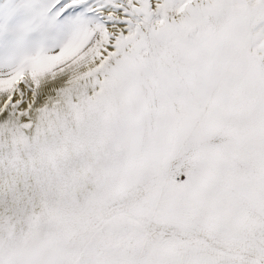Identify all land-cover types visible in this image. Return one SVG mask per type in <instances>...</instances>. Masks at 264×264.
<instances>
[{"label":"snow or ice","instance_id":"obj_1","mask_svg":"<svg viewBox=\"0 0 264 264\" xmlns=\"http://www.w3.org/2000/svg\"><path fill=\"white\" fill-rule=\"evenodd\" d=\"M0 264H264V0H0Z\"/></svg>","mask_w":264,"mask_h":264}]
</instances>
